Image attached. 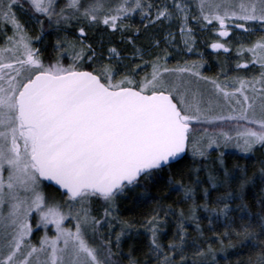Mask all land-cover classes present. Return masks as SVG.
Wrapping results in <instances>:
<instances>
[{
    "label": "snow or ice",
    "instance_id": "1",
    "mask_svg": "<svg viewBox=\"0 0 264 264\" xmlns=\"http://www.w3.org/2000/svg\"><path fill=\"white\" fill-rule=\"evenodd\" d=\"M0 264H264V0H0Z\"/></svg>",
    "mask_w": 264,
    "mask_h": 264
},
{
    "label": "trees",
    "instance_id": "2",
    "mask_svg": "<svg viewBox=\"0 0 264 264\" xmlns=\"http://www.w3.org/2000/svg\"><path fill=\"white\" fill-rule=\"evenodd\" d=\"M205 224H206V221H205Z\"/></svg>",
    "mask_w": 264,
    "mask_h": 264
}]
</instances>
